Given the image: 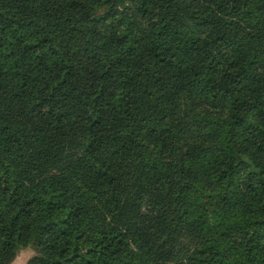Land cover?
I'll use <instances>...</instances> for the list:
<instances>
[{
  "label": "trees",
  "instance_id": "obj_1",
  "mask_svg": "<svg viewBox=\"0 0 264 264\" xmlns=\"http://www.w3.org/2000/svg\"><path fill=\"white\" fill-rule=\"evenodd\" d=\"M264 264V0H0V264Z\"/></svg>",
  "mask_w": 264,
  "mask_h": 264
},
{
  "label": "rangeland",
  "instance_id": "obj_2",
  "mask_svg": "<svg viewBox=\"0 0 264 264\" xmlns=\"http://www.w3.org/2000/svg\"><path fill=\"white\" fill-rule=\"evenodd\" d=\"M33 250L31 248H25L18 252L14 260L9 264H26L30 256L33 255Z\"/></svg>",
  "mask_w": 264,
  "mask_h": 264
}]
</instances>
